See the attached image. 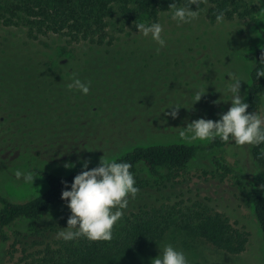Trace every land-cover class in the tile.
I'll list each match as a JSON object with an SVG mask.
<instances>
[{
	"label": "trees",
	"instance_id": "16d2710c",
	"mask_svg": "<svg viewBox=\"0 0 264 264\" xmlns=\"http://www.w3.org/2000/svg\"><path fill=\"white\" fill-rule=\"evenodd\" d=\"M211 1L213 5L208 11L212 18L223 13L224 18L231 19L244 16L250 10L246 0ZM172 4L176 7L190 5L195 9L191 0H0V26L21 27L30 40L58 36L65 42L53 45L47 53L40 52L42 59H30L29 68L22 65L25 53L18 49L13 56V61L18 62L10 72L6 68L8 64L2 62L8 55L3 54V47L0 48L3 49L0 51V116L18 112L14 121H0V153L13 149L17 158L14 170L25 167L40 175L47 184L40 194L20 201L0 192V244L9 239L7 231L17 221L39 220L64 205L60 198L64 189L62 182L70 185L81 171L80 166L59 174L50 170L40 158V150L49 152L51 148L44 143L47 137L42 132L43 127L50 135L55 133V137L61 130L71 132L75 128L71 122L56 123L50 119L52 107L48 101L51 99L53 105L56 104L57 96L53 94L50 98L52 94L48 93L52 89H68L73 74L89 83L90 89H150L142 82L140 74H130L118 64L113 68L99 61L101 52L95 48L91 53L80 54L78 46L109 45L112 42L108 37L111 20L117 18L133 23L143 16L155 18L161 11L173 10ZM203 4L204 0H198V9ZM259 33L263 44L245 54L251 61L249 81L245 86L249 113L264 111V77H256L257 69H264V29H259ZM99 58L102 57L99 55ZM24 111L28 112L27 117L21 115ZM231 145L232 142L225 143L217 138L200 143L171 141L133 146L108 161L128 162L134 175L144 169L170 182L172 188L177 185L179 192L171 193L158 204L140 206L123 215L114 225L110 241H89L83 237L67 242L59 238L19 240L23 245L15 264H93L157 243L176 230L228 255L242 254L249 246L252 232L247 222L237 217L232 219L240 207L241 194L248 195L253 222L257 223L264 241V144L250 146L247 151L250 162L256 167L251 183L245 178L246 165L235 167L221 153L224 150L226 154ZM200 157H208L212 169H202L197 180L187 184L185 170ZM1 159L0 168L6 172L7 167ZM98 165L89 164V169ZM227 177L236 178V188L242 193L221 186ZM34 234L40 235L37 229ZM14 245L12 243L7 251L9 256L16 251Z\"/></svg>",
	"mask_w": 264,
	"mask_h": 264
},
{
	"label": "rangeland",
	"instance_id": "374dc122",
	"mask_svg": "<svg viewBox=\"0 0 264 264\" xmlns=\"http://www.w3.org/2000/svg\"><path fill=\"white\" fill-rule=\"evenodd\" d=\"M246 1L250 7L246 15L223 18L222 22L210 15L208 10L213 5L211 0H204L203 7L198 9V17L187 23L174 20L173 10L161 11L155 18L143 16L133 23L117 18L111 20L108 37L112 42L109 45L96 48L81 44L78 52L87 54L95 48L101 52L99 55L102 58L99 55L97 58L99 61H104L113 68L118 64L130 74H140L142 82H146L150 89H90L87 95H82L77 90L52 89L48 95L52 94L50 98H53L55 94L57 102L53 105L51 99L48 101L52 107L50 119L56 123L71 122L75 128L71 132L61 130L55 137V133L50 135L44 129L46 127H43L42 132L47 137L44 143L51 148L49 152L40 150V158L50 166V170L65 174L79 168L84 160L89 161V164L100 163L101 159L108 161L138 144L205 142H189L179 132L192 120H217L218 114L227 111L230 102L224 101L227 97L221 96L220 91L232 73L244 80L241 81L240 95L246 103L245 86L249 81L251 61L245 54L263 44L259 29H264V3L259 4L258 0ZM153 22L162 25L161 35L166 47H159L150 37H145L136 29L138 24L148 25ZM60 43L65 42L58 36L30 40L21 27L0 26V48L3 47V54L8 55L2 62L8 64V72L16 67L18 61H13V56L18 49L25 53L22 65L28 67L32 65H27L31 62L30 59H42L40 52L47 53L53 45ZM202 90L205 92L201 99L191 106L196 93ZM172 105L181 107L175 119L166 115L171 111L166 108ZM81 108L85 110L80 111ZM16 111L9 116L1 115L0 121H14L18 113ZM258 113L264 115L263 109ZM27 114L24 111L21 115ZM250 146H236L232 143L226 154L224 150L221 153L235 167L237 164L246 165L248 174L245 178L251 183L256 167L247 154ZM15 154L13 149H4L0 153V159L7 167L6 172L0 168V192L20 201L40 194L47 184L40 175L25 167L22 171L34 176L33 184L25 182L22 177L17 179L14 174L15 161L17 162ZM207 158L200 157L187 167V184L197 180L202 169H212ZM65 163H74L75 167L66 169L63 167ZM134 178L139 192L135 199H129L128 208L123 210L124 215L136 211L140 206L158 204L171 193L179 192L177 185L172 188L170 182L154 177L144 169L135 174ZM221 186L234 189L239 194L241 192L236 188L238 185L235 177H227L221 182ZM241 196L240 207L232 219L237 217L247 222L252 234L248 248L240 255H228L205 241L196 240L176 230L167 233L157 243L103 258L93 264H152L162 246L169 243L185 252L189 264H264V241L257 223L253 222L247 193ZM69 215L70 211L64 204L39 220L14 223L7 231L9 239L0 244V264H15L23 245L19 240L51 241L58 238L60 228L67 227ZM35 229L40 235L34 234ZM12 243H15L16 251L9 256L7 251H10Z\"/></svg>",
	"mask_w": 264,
	"mask_h": 264
},
{
	"label": "clouds",
	"instance_id": "9594fccd",
	"mask_svg": "<svg viewBox=\"0 0 264 264\" xmlns=\"http://www.w3.org/2000/svg\"><path fill=\"white\" fill-rule=\"evenodd\" d=\"M258 3H264V0H258ZM193 4L195 10H192L190 5L185 7L170 5L173 9L172 18L178 23L196 19L199 15L198 0H191V5ZM223 18V13L216 17L218 22H222ZM136 29L145 37H150L159 47H166L160 23L153 22L148 25L141 23ZM256 77H264V69H257ZM226 81L220 93L221 96L227 97L224 101L230 102L227 111L218 114L217 120L205 118L192 120L182 128L179 135L189 142L215 141L219 138L236 146L264 144V115L247 112L249 105L240 95L243 78L232 73ZM67 87L70 91L77 90L82 95L90 92L89 83L82 82L75 74ZM204 92L202 90L196 93L191 106L201 99ZM180 108L172 105L166 108L171 109L166 115L175 119ZM63 167L71 169L75 164L65 163ZM131 167L128 162H109L101 159L97 167L89 169V161L84 160L81 163V171L74 176L70 185L67 181L62 182L64 189L60 198L65 202L70 215L67 227L60 228L57 237L66 242L80 237L89 241H110L113 238V227L123 217V210L128 208L129 199H135L139 192V188L135 186L134 174L130 171ZM14 174L17 179L22 177L25 182L33 184L32 174L19 169ZM152 264H189V261L184 251L169 243L162 246Z\"/></svg>",
	"mask_w": 264,
	"mask_h": 264
}]
</instances>
